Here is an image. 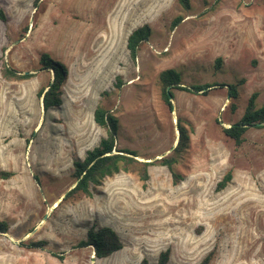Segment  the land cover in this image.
Returning <instances> with one entry per match:
<instances>
[{"label": "rangeland", "instance_id": "1", "mask_svg": "<svg viewBox=\"0 0 264 264\" xmlns=\"http://www.w3.org/2000/svg\"><path fill=\"white\" fill-rule=\"evenodd\" d=\"M0 7L7 16L0 170L13 172L0 177V220L9 225L0 233V264H156L167 248L168 264H199L210 251V264H264V126L250 127L241 145L224 133L252 93L264 105V0H191L190 10L178 0H0ZM144 24L152 34L133 60L128 37ZM45 52L68 68L63 103L48 111L38 95L54 78L40 68ZM4 62L35 75L6 79ZM168 68L185 86L225 85L208 94L173 88L171 110L160 80ZM98 105L119 118L117 147L143 161L173 153L181 119L191 137L174 165L183 180L175 184L167 166L154 164L145 185L121 171L92 196L63 198L76 184L74 160L107 135L94 118ZM229 170L231 182L217 190ZM93 224L115 228L123 248L98 258L91 246H77ZM38 240L48 244L27 245Z\"/></svg>", "mask_w": 264, "mask_h": 264}, {"label": "trees", "instance_id": "2", "mask_svg": "<svg viewBox=\"0 0 264 264\" xmlns=\"http://www.w3.org/2000/svg\"><path fill=\"white\" fill-rule=\"evenodd\" d=\"M185 10L191 9V0H178ZM0 19L7 21V16L2 7H0ZM184 17L179 15L172 21L171 28L174 29ZM152 34V28L149 24H144L134 29L128 37L127 47L130 51V56L133 60L137 59L140 44L148 40ZM222 59L219 57L216 60V67H221ZM41 69H49L54 73L53 80L42 87L38 95L42 99L44 109L48 111L52 107L60 106L63 103L62 87L68 76L67 66L56 59L49 53H42L40 58ZM2 76L9 80H26L32 78L35 73L32 71H22L11 67L7 62L3 63L1 69ZM162 83V97L168 107L173 110L172 98L175 97L173 88H179L189 92L208 94L216 85H225L224 83H203L191 84L190 86L183 85L182 74L175 68H168L160 73ZM171 88L168 90V87ZM229 95L233 99L239 97V83L229 85ZM258 92L252 93L248 100L242 117L230 127L224 128V133L234 140L236 145H241L244 141L245 133L250 127H261L260 123H264V105L257 106ZM231 108L236 109V103H231ZM95 121L98 125L104 127L107 135L103 137L99 144L93 149L88 150L84 158L75 159L74 175L76 177V185L68 191L65 198H70L75 195L92 196L94 190L102 185L105 178L113 176L121 171L137 173L140 180L145 185L150 179L149 167L154 164L167 166L173 175L175 184L183 180L184 175L174 169V165L178 162L179 156L185 153L190 147V130L182 124L179 119L178 130L179 137L173 153L169 156H164L156 161H143L138 158L137 151L130 148H118L117 140L120 130L119 118L110 109L102 105H98L94 113ZM264 126V125H262ZM117 150V152H113ZM13 175L11 171L0 170V177L9 178ZM233 171L229 170L221 180L217 183V190L224 189L232 180ZM9 230V225L6 221L0 220V233H6ZM48 244L47 240L30 241L27 243L30 247H43ZM79 247L91 246L96 257L105 258L114 252L123 248L124 243L119 232L109 225L93 224L87 231V237L79 241ZM214 251H210L199 264H210L214 258ZM63 258V255H58ZM171 256V249L162 250L159 254L156 264H168ZM141 264H151L148 259L144 258Z\"/></svg>", "mask_w": 264, "mask_h": 264}, {"label": "water", "instance_id": "3", "mask_svg": "<svg viewBox=\"0 0 264 264\" xmlns=\"http://www.w3.org/2000/svg\"><path fill=\"white\" fill-rule=\"evenodd\" d=\"M171 88V86H169L168 87V90ZM174 98H172V100H173ZM173 103V102H172ZM43 108H44V106H43ZM173 108H174V105H173ZM45 110V109H44ZM260 125L262 126V125H264V123H260ZM231 125H229V126H227V127H230ZM178 132H179V130H178ZM176 145H177V143L171 148V151L172 150H174V148L176 147ZM113 152H117V150H114ZM165 155H162V156H160L159 158H162V157H164ZM78 182V181H77ZM76 182V183H77ZM76 185V184H75ZM75 185L73 186V187H75ZM65 197V195L63 196V198ZM47 217V215H45V218ZM95 253V252H94ZM93 261H95V256H93Z\"/></svg>", "mask_w": 264, "mask_h": 264}]
</instances>
